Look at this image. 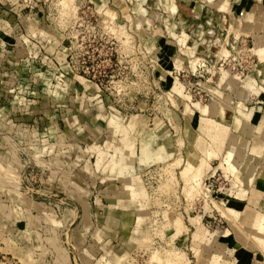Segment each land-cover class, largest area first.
Masks as SVG:
<instances>
[{"label":"rangeland","instance_id":"374dc122","mask_svg":"<svg viewBox=\"0 0 264 264\" xmlns=\"http://www.w3.org/2000/svg\"><path fill=\"white\" fill-rule=\"evenodd\" d=\"M17 1L33 14L37 13L31 19L41 24L40 31L47 36L42 43L44 47L36 41L35 29H17L16 41L8 46L1 38L0 27V53L19 45V48L24 46L28 49L26 54L29 57L54 60L56 53L62 52L63 69H54L49 74L45 91L55 90L58 83L70 91L72 82L82 77L91 85L96 96L106 98L107 106L127 119L136 122L142 119L149 126L156 121L173 124V113L181 115L186 105L200 113L193 108L192 102L201 101V105L208 106L212 102L220 108L222 121L229 129L228 136L220 139H215L213 135L200 140L197 130L191 132L196 135L193 154L198 159L205 158L208 149L217 154L209 160L200 183L203 191L201 188V194H195L197 198L194 193H186L182 165L165 172L164 161L142 166L136 164L131 174L135 177L134 185L143 194L136 196L128 205L132 213L140 209L141 204L144 210L139 232L134 234L136 244L127 248L121 243L120 230L114 227L120 222L117 213L111 214L107 208L109 202L105 198L108 195L105 189L108 188V181H89L82 185L84 203L88 206L86 216H82L71 188L60 181L64 169L61 146L49 148L62 133H43L37 129L38 134L31 131L26 135L21 129L11 131V111L4 109V101L0 99V191L16 195L50 214L48 224L44 225L41 218L40 226L39 223L37 227L32 225L30 233L37 240L30 242L26 249L30 253L29 258L23 259L18 253L24 245L18 246L16 251L0 248V264H55L48 255L56 251H69L73 264H153V253L158 250L163 254L166 249L185 252L188 264H197V250L203 258L201 264H214L215 244L222 241L223 231L230 226L214 208L212 198L221 205L228 204L230 190H235L234 175L220 165L221 158L228 147L229 135L233 133L231 124L238 116L237 105L247 109L255 103L253 93L242 86L248 76L262 75L257 71L264 65L253 55L256 40L246 30L250 26L248 14H239L232 0H224L219 6L215 4L220 0H120V4H114L113 0H72L74 15L60 13L62 0ZM172 4L176 6V13L170 14ZM106 10L114 12L112 21L108 23L105 20L109 17L104 20L101 16V12ZM231 11H235V15H231ZM36 28L37 31L39 27ZM169 46L177 51L174 57L169 56ZM170 58L173 61L176 59L174 65ZM221 70L239 74L241 84L232 85L229 90L226 85H218ZM167 71L181 84L184 96L171 93L172 83L165 74ZM7 88L13 91L8 101L11 106H21V97L37 99L38 89L29 84L18 86L13 83ZM216 90L232 98L228 96L230 101L227 102L221 96L216 101L213 94ZM240 92L242 96H239ZM49 119L48 115L46 122ZM172 133L175 134V131ZM181 135L177 132L175 150L169 160L177 153L182 154L183 162L189 156L179 148L182 147ZM42 139H49L50 142L40 144ZM237 148L241 152L244 147L241 143ZM237 173L239 175L240 170ZM168 175L170 184L161 188ZM241 204L228 205L238 207ZM129 217L132 219V216ZM167 218L181 221L183 228L171 232ZM192 218H198L201 225L216 236L213 245H209L207 240L200 242L193 239L195 226ZM135 229L132 226L129 235L135 233ZM11 235L14 240L18 239L17 232ZM114 250H127L120 263L106 258V254ZM222 254L229 255L226 250ZM79 255L86 260L80 262ZM230 258L233 259L232 254Z\"/></svg>","mask_w":264,"mask_h":264},{"label":"crops","instance_id":"0c3cea01","mask_svg":"<svg viewBox=\"0 0 264 264\" xmlns=\"http://www.w3.org/2000/svg\"><path fill=\"white\" fill-rule=\"evenodd\" d=\"M232 3L239 10V14L247 13L249 15L254 10L255 12H264V0H232ZM230 13L235 15V11ZM32 15L37 16V13L33 14L17 0H0V27L4 44L12 46V43L16 41L17 29L20 31L35 29V34L38 36L36 41L44 47L42 43L47 36L45 32L40 31L41 24L36 19H31ZM37 18L39 19V17ZM248 20L250 26L246 30L255 37L254 44L264 43L262 23L256 19L255 15ZM36 26L39 27V31H36ZM168 49L170 50L169 56L174 57V53L177 51L173 46H169ZM26 51L28 49L24 46L19 48L18 45L0 53V99L4 101V109L11 111L10 130L21 129L26 135L31 131L38 134L37 129L43 133L44 131L55 134L61 132V137H56V143L49 145V148L60 145L62 149L60 155L64 169L60 175L61 184L66 183L71 188L72 195L82 211V216L85 217V206L86 211H88V206L84 203L85 191H83L82 185L89 181H108V188L105 189L108 194L105 198L109 202L107 208L111 214L117 213L120 222L114 227L121 232V243L126 244L127 248L132 247L136 244L137 238L134 237L136 236L134 234L139 232L143 217L142 210H144V206L141 204L139 211L135 210V213H132L128 205L134 201L136 196L143 194L141 189L134 185L135 177L131 174L135 170L136 164L142 166L168 161L175 150L177 132L182 133L180 137L183 143L181 144L182 150L187 155L193 153L196 147V138L191 133L194 129L199 133L200 140L214 137V134L201 126V113L186 107L181 115L173 113V124L168 123L167 125L164 122L156 121L152 126H149L143 123L142 119H139V122L127 119L119 111L107 106L106 98L100 95L97 97L92 87L87 88L83 78L77 77L76 81L72 82L75 87L71 85L70 91L64 89L66 87L61 83L55 86V90L45 91L44 86L47 84L49 74L54 72V69H63L61 62L64 55L62 52L56 53L57 57L54 60L38 56L32 58L26 54ZM170 59L173 62V58ZM261 67H263L262 75H250L244 82L245 89L253 93L255 103L247 109L252 126H249L246 133L241 136L242 147L246 142L249 143L251 148H248V153L252 156L251 162L256 163L257 167V171L252 173V182L249 181L251 177L248 178L249 172L245 174L244 187L242 188L246 190L248 197L244 205L257 200L259 204L256 208L259 211L264 209V201L260 200L256 193H264V65ZM59 80L61 81L60 77ZM13 83L18 86L29 84L38 89L37 99L29 100L26 97H21L22 104L19 103L21 106H11L8 101L13 91L8 90L7 85H13ZM48 115L50 119L49 122H46ZM207 117L214 120L216 124L229 129L224 125L220 113L216 115L209 113ZM258 129L262 132L261 135L257 134L259 133ZM172 131H175V134ZM49 142V139H42L40 144ZM242 151L239 152V156ZM128 185L133 187L126 190ZM235 190H230L229 202L231 198L236 197L238 192ZM129 215L132 216V219ZM41 218L44 219L42 222L44 225L48 224L50 214L29 201L1 190L0 248L16 251L18 246L24 245L23 249L18 250V253L27 260L30 253L26 249L31 245L30 242L37 240V237L34 234L31 235L30 231L33 226L37 227V223L39 226L42 224L40 223ZM167 219L171 226L170 231L173 232V220ZM115 220L118 221V219ZM132 226L136 228L135 233L131 232L132 234L129 235ZM12 232H17V240L12 237ZM220 243H225L227 247L234 249L233 255L235 256L232 255L234 264H264V257L260 251L244 248L234 235L227 239L223 238ZM126 251L117 252L114 250V252L107 253L106 258L113 260V263H120L126 256ZM48 256L53 259L55 264H73L69 251H56ZM82 260L86 259L83 255H79V261L82 262ZM223 264L229 263L223 260Z\"/></svg>","mask_w":264,"mask_h":264},{"label":"bare ground","instance_id":"6f19581e","mask_svg":"<svg viewBox=\"0 0 264 264\" xmlns=\"http://www.w3.org/2000/svg\"><path fill=\"white\" fill-rule=\"evenodd\" d=\"M113 1H114V4H120V0H113ZM223 1L224 0H220L215 5L219 6V5H221V3ZM71 2H72V0H62V1H60L61 9L59 11H60V13L62 15H74L73 13H74L75 9H73V3H71ZM169 8L171 10L170 14L176 13V6L174 4H172L171 7H169ZM253 12L249 13L248 19H252L253 15H255L256 19H258L259 22L262 23V25L264 27V12L263 11H259V12L256 11L255 12V10ZM101 16H102V19H104V20H105V17H109L107 20H105L108 23V22L112 21L111 19L114 16V12H112L110 10H106V11L101 12ZM158 31L159 30H157V32ZM228 32H229V30H228ZM1 38H0V41H1ZM224 41L227 42V40H224ZM234 44H235V42H234ZM233 47H235V46H233ZM224 48H225V46H224ZM226 51H227V49H226ZM252 51H253V55L258 59V61L263 63L264 62V43H259V42L255 43L254 47L252 48ZM223 56H226V55H223ZM175 60L176 59H174V61L171 64L174 65ZM213 66H215V65L213 64ZM220 69H222V68H220ZM229 70H231V69H229ZM220 72H221V76L219 77L218 85H220V86L226 85L227 89L229 90V89L232 88V85H237L238 83L241 84L242 80H241V77H239V74H234V73L232 74L228 70H221ZM259 72H261L260 69L257 71V73H259ZM165 74H167V77L169 76L168 77L169 78V82L171 81V83H172V86H171V91L172 92L171 93H175V94H179L181 96H184V94L182 93V86L178 82V80L176 78H174V77L172 78V76L169 74V72L165 73ZM79 78L82 79V77H79ZM84 82H85V80H84ZM85 84H86L87 88H91V85L89 86L86 82H85ZM242 87L246 88L245 84ZM213 94L217 98L216 101H218V99L221 98V96H223L222 92H220L219 90L214 91ZM242 95H243V93L240 92L239 96H242ZM228 96H229V94L223 96L224 97L223 98L224 101H227V102L230 101L229 100L230 96H229V98H228ZM246 101H247V99H246ZM200 102L201 101L194 102V103L192 102L191 105L193 106L194 109H196L197 111H199L202 114L201 121H200L201 122V126L204 129H206V130L210 131L211 133H213L214 136H215V139H220V138L224 137L225 135L228 136L227 128H225L224 126H221L220 124H216V122L214 120H211L210 118L207 117L209 115V113H212L213 115H216V114H219V113L221 114L222 112H221L220 108L216 107L214 105V103H212V102H211V106L201 105L202 103L200 104ZM218 104H219L218 106L221 105L220 102ZM245 107L244 106L241 107V104L237 105V110L236 111L238 112V116L235 115L236 117L232 121L233 133H231L229 135L228 147H227L226 151L224 152V155L223 156L221 155L222 156V158H221L222 162L220 164L222 167H224V169H226L229 172L233 173L234 178H235V182H234L233 188L236 189L237 192H238L236 197L231 198V201L228 204L234 205L236 203L237 204H241L242 203L241 204L242 206L240 205L238 207H233V206H229L227 203L221 205L220 202H219L220 203L219 204L218 202L213 200V198H212V202L211 203L214 205V208L216 209V211L219 212V214L224 218V220L230 226V229L226 228L227 230L223 231L221 236L224 239H227L231 234H233L235 239L242 246H244V248L254 249L256 251H260L263 254V257H264V209L262 211H259L256 208V206H258V204H259V202L257 200L253 201V203H249L248 202L246 205H244L245 204L244 202H245V200H247L248 195L246 194V190L244 188H242V187H244V181L243 180L246 177L245 174H248V172H249L248 178L251 177V179H249V181L250 182L253 181L252 180V175H253L252 173L257 171V167L255 166L256 163H252L251 162L252 161V156L248 155V148H251V147H249V143L248 142L245 143L243 151L240 154V156H238L239 151H237L238 150L237 147H239V144L242 143V137L241 136H243L246 133V130H247V128L249 126H252V124H250V120H249V113L247 112L248 108L246 109ZM186 108L189 109V108H191V106L190 105H186ZM210 110H211V112H210ZM239 110H241V111H239ZM258 130H259V133H257V134L261 135L262 132H260V129H258ZM181 144H183V143L181 142ZM250 145H251V143H250ZM179 148H182V147H179ZM252 151H254V150H252ZM237 152H238V154H237ZM216 156H217V154L215 152L210 151L208 149L207 156L205 158L198 159L193 153H191L183 162L182 154L181 153H177V155H175L173 157V159H171L169 161H166V163H165V168H166L165 172H171L172 171L171 169H173L174 167H178V166L180 167L182 165L181 174H182V177L184 178V181H185L186 193L189 194V195L194 193V196H195V194H198L199 192H201V190L203 191V188L200 187L201 186L200 183H202L201 179H203V175H204L205 171L208 169L209 160L215 158ZM157 158H158V155H157ZM226 165H227V167H226ZM239 170H240L241 173H239V175H238L237 172ZM169 177H170V175H168L166 180L164 179V181L161 183V185H160L161 188H163L166 184L167 185L170 184L171 179ZM255 182L256 181H254V183ZM203 184H204V182H203ZM256 184H257V182H256ZM130 187L132 188L133 186L128 185L126 187V190H129ZM254 187H256V185H254ZM254 189L256 191V188H254ZM256 193L258 194L259 199L264 201V193H259V192H256ZM199 194H201V193H199ZM208 194H209V191H208L207 195ZM204 195H205V192H204ZM208 196H210V194ZM210 200H208V201H210ZM85 212L87 213L86 206H85ZM191 221H192V223L195 226V231L193 233V239L195 241H200V242H204L205 240H207L209 245H213L215 243V241H216V236L214 234H211L209 232L210 230L208 231L207 229H205L201 225V223H200L198 218H192ZM182 225L183 224H181V221L173 220V230L172 231H177L178 232L179 230H181L183 228ZM154 233L156 234V232H154ZM209 235L211 236L210 238H208ZM171 240L174 242V239H171ZM215 245H217L216 246L217 248H216V251H215L214 262L213 263L214 264H223V260H224L226 263L234 264V262H235L234 259L230 258L231 254L233 255L234 249L231 248V247H227V245L225 243H220L219 242V243H216ZM224 250H226V252L228 251V253H229L228 256H223L222 253H223ZM159 252L160 251L156 250L153 253L152 260H151V262L153 264H188L189 263V259L186 257V254L183 251L173 252L170 249H166L164 252H162L163 254H160ZM225 254H227V253H225ZM233 256H235V255H233ZM121 257H122V255H121ZM196 257H197V264H201L202 261H203V258L200 256V254H199V252L197 250H196Z\"/></svg>","mask_w":264,"mask_h":264}]
</instances>
